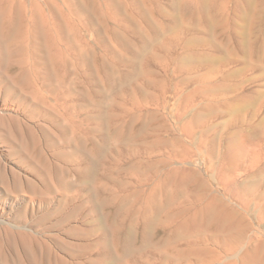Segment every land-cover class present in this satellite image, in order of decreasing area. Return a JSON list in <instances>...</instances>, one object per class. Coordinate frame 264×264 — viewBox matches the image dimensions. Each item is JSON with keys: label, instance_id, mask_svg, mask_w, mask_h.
I'll return each instance as SVG.
<instances>
[{"label": "bare ground", "instance_id": "1", "mask_svg": "<svg viewBox=\"0 0 264 264\" xmlns=\"http://www.w3.org/2000/svg\"><path fill=\"white\" fill-rule=\"evenodd\" d=\"M58 1L59 5L54 0H29V4L26 5L24 0H0V85H4L5 97L14 98L23 111L28 109V118L51 119L62 135L66 147L73 149V152L64 154L65 156L60 155V161L65 167L55 166V172L59 171L63 177L74 175L78 178L79 176L78 180L82 187L85 185L88 188L89 195H94L97 191L99 197L97 203L105 209H111L107 215L106 212L104 214L105 219L112 226L113 242L118 244L119 239H122V253L126 256L136 255L137 257L133 259L134 263L181 264L183 260L192 256L191 260L188 259L184 263L215 264L225 256L239 255L238 260H230L222 264H264V244H250L243 217V214L247 215L251 212L249 197L255 193L253 191L255 188L262 190L261 193H257L256 199L259 203L262 202L258 207L264 215V179H258L264 176V149L261 147L264 144V116L259 119L261 126H257L253 121L264 111V103H260L259 107H254L253 103L242 105L238 111H242L244 116L239 114L236 122L231 125L236 123L245 125L248 128L247 133L242 129L233 130L229 136L222 137L224 141L222 149L217 151L207 127L215 110L226 108L227 103L216 101V105H211L209 101L211 97L218 96V89L223 85H204L203 82L211 80L212 75H200L195 77V80L197 83L203 82L198 88H193L194 91L186 93L183 91L187 86L185 85L187 80L172 84L173 75H169V67L175 62L180 63L177 66V71L180 73L186 64L197 69L206 66L209 68L208 73H214L215 66L227 64L236 51V56L241 62L249 63L250 59H254L262 60L264 63V0H235L233 13L235 19L230 17L231 10L228 8V4L233 0ZM165 5L167 9H164ZM179 17L181 21L178 20ZM162 20L167 23H163ZM246 21L247 25L244 24ZM197 24H204L206 37V39H197V47H203L206 52L205 50L191 52L190 50L195 48L193 43L196 40L191 38V41L184 35L191 29L196 30ZM81 29L89 30L92 34L103 32L125 44H127L128 31L134 35L143 34L142 44L139 45L138 51L133 52L132 66L138 72L135 76L139 79L141 76L142 80L146 81L145 85L154 89V93L149 95L147 92L148 95L140 96L150 101L165 96L168 91L181 95L182 101L179 103L183 111L178 112L177 122L186 121L185 118L188 117V121L181 123L178 128L181 137L184 138L182 139L174 135L170 129L158 134L155 129L149 127L148 121L145 122L146 119L145 121L141 119L136 131L128 130L126 134L119 129L122 114L110 115L108 124L114 133L112 140L124 141L127 154L132 161L128 173L137 182L135 189L132 186L134 191L124 195L112 192L108 193V197H104L106 185L96 188L98 180L93 176L94 152L92 148L86 150V146L88 144L91 146L92 143L91 123L94 120V115L91 114L93 110L87 103L89 94L92 93L90 85L96 70L100 69L106 79L114 80L117 76L120 84V80L123 81L134 71L128 74L120 73L117 65L124 66L123 59L113 60L111 63L107 62L108 57H99L90 43L91 39L88 41L81 37L79 33ZM144 30L149 32L148 39ZM230 39L234 44L233 50L228 47ZM248 44H250L249 48ZM149 45L155 46L158 53L157 51L154 54L147 53L145 50ZM177 49L184 51L183 56L177 52V55L175 54ZM187 50L190 53H187ZM107 53L110 55L111 51ZM150 65H155L157 71L150 70ZM262 68L264 69V66ZM188 70L191 71V67ZM80 77L87 83L83 91L88 99H82L84 104L77 102L81 98L77 96L74 86L75 78ZM120 84L108 85L112 94ZM197 98L202 99L200 103H195ZM206 100L208 103L204 102ZM114 107L115 105L111 108L112 112ZM3 108V111L10 110L8 106ZM189 108L192 110L188 111ZM206 111L208 114L204 116L201 112ZM55 114L60 115L62 122L54 120ZM131 120L136 122L137 118L131 117ZM83 125L87 128H83ZM215 126L217 125L211 127ZM198 128L201 129V135L197 147L204 150L211 171H213L212 164L216 165L217 173L214 176L221 190L218 194L209 195L202 207L189 211L176 207L175 202L187 188L188 171L187 174H181L180 171L179 178L177 171L171 170L162 178L158 175L157 166L161 163L170 164L176 160L186 159L189 151L191 153L192 150L185 145V141L192 144ZM247 141H249L248 145L245 144ZM78 154L83 156V162L87 164L84 167L76 163L75 158ZM110 157L112 162L118 161L114 159L115 157ZM157 157L163 159H155ZM42 159L43 170L35 167H30L29 170L37 175L43 190L50 193L52 191L50 180L55 179L50 175V162L48 163L43 157ZM18 180L19 176L12 174L9 184L7 178L0 174V182L8 191L9 188L13 191L20 189L21 182L19 184ZM57 184L61 189L75 190L76 183L70 184L58 179ZM25 185L26 192L32 195L31 201H34L38 195L44 198V191L38 190L30 181L26 180ZM170 186L172 191L167 189ZM129 215V228L127 230L122 228L124 231L120 230L123 234L119 238V224L126 221ZM139 222L141 230L138 238L136 227ZM161 232L165 235L159 237ZM184 238H186L185 242H183ZM21 239H23L21 251L24 260L19 253H15L13 261L0 256L1 264H77L74 262V254L69 253L71 260H66L46 244V241L27 236ZM137 239L139 243L135 247ZM59 243L55 245L60 246ZM183 243L187 244L189 249H181ZM62 245L66 248L64 243Z\"/></svg>", "mask_w": 264, "mask_h": 264}, {"label": "rangeland", "instance_id": "2", "mask_svg": "<svg viewBox=\"0 0 264 264\" xmlns=\"http://www.w3.org/2000/svg\"><path fill=\"white\" fill-rule=\"evenodd\" d=\"M54 1L59 5L58 0ZM24 2L26 5L29 4V0H24ZM231 2L228 4L229 10H231L229 15L231 18L235 19L233 16L235 15L233 14L235 0ZM164 9H167L166 5L164 6ZM64 11H66L65 7ZM158 19L161 20L160 18ZM178 20L181 21L180 17ZM162 21L163 23H167L165 20ZM182 24H184V22H182ZM244 24L247 25V21L246 23L244 22ZM79 33L84 40L89 41L91 39V41H93H90V43L94 47V51L99 57H108L107 62L110 61L112 63L113 60L123 59L125 65H117L120 73L128 74L129 72L134 71L133 74L124 78L123 81L120 80V84L117 76L114 80L106 79L102 72H100V69L96 70L94 72L95 76L92 80V84L90 85L92 93L89 94L90 98L87 103V105L89 104V107L93 110L91 114L94 115V120L91 123L93 133L90 137L92 143L91 146L90 144L86 146V150L89 151L92 148V151L94 152L93 176H95L96 180H98V183L96 182V188H99L103 184L106 185L107 188L105 189V195H103L104 197H108V193L110 194L112 192L117 195L131 193L134 191L137 183L136 179L131 177L128 173V167L132 161L127 154V147L124 141L115 142L112 140L114 133L108 124L110 115L122 114L120 116V121L122 123L119 122V129H122V131L126 134L128 133V130L136 131L140 126L141 119L144 121L146 119L145 122L148 121L149 127L151 129H155L158 134H163L166 130L170 129L174 135L184 139L181 137V131L178 128L181 123L188 121V117L185 118L186 121H182L181 123L177 122L176 119V117L179 116V113H182L183 111L179 103L182 101V96L175 95L173 92L168 91L165 96H160L155 100L147 101L145 97H141L148 95V93L149 95L154 93V89L151 87L148 88V86L145 85L146 81L142 80L143 78L141 76H139L140 79L136 77L137 75L135 73L138 72H136V68L132 66L133 54L138 51L139 45L142 44L141 37H143V34L139 36L138 34L134 35L132 32L128 31L127 36L129 40L126 38L127 44H125V42L121 43L112 39L103 32L92 34L89 30L81 29ZM144 33L148 39L149 32L144 30ZM184 35L189 37L191 41L192 39L194 41L196 40L195 42L193 41L194 43L192 42L195 48H190L191 52H204L205 49L203 47H197L198 38L199 40L206 39L204 34V24H197L196 30L191 29ZM228 47L230 50H233L234 44L231 39L228 41ZM249 47L250 44H248V48ZM179 49L175 51V54L177 52L180 56H183L184 51ZM109 51H111L110 55L107 53ZM145 51L151 54H154L155 51L158 53V49L151 45H149ZM190 51L187 50L186 52L190 53ZM226 52L229 55L228 50H226ZM247 52L248 50H246V53ZM236 55L237 51L233 54L232 59H230L227 64L215 66L216 68L214 69H216V73H208L209 68L206 66H204L203 69H197L189 65L192 69L189 71L188 64H186L187 66L185 65L184 70H180L182 71L180 73L177 71V66L180 65L178 62H175L169 67V75H173V82L171 81L172 84L182 80H187V83L185 84L187 86H185L183 92H192L196 89V87L198 88V85H200L203 81L199 80L200 82L197 83L195 77L200 75H212L211 80L203 82L204 85H223L221 89H218V96L211 97L209 101L211 105H216V101H225L227 103V109L222 107L215 110V113L212 114V117L209 119V126L207 125V130L212 136L211 140L217 151L222 149L224 142L222 137L229 136L233 130L238 131L242 129L244 133H247L248 128L245 125H239L240 123H236L235 125L237 126L231 125V123L236 122L239 114L244 116L242 111H238L242 105L253 103L254 107H259L260 103H264L263 61H255L254 59L249 58V64L239 61L240 59ZM205 67L207 69H205ZM149 68L150 70L157 71L155 65H150ZM127 79L129 81L126 82ZM74 82L76 83L74 84L76 94L79 98H81L80 101L77 102L84 104L82 99H88L87 95L83 91L87 83L81 77L75 78ZM116 83L120 84L118 87L121 91L119 88H115L114 93L112 94L108 85L111 84L112 86H115ZM3 88L4 85H0V174L7 178L9 184H11L12 174H16L19 176L18 183L20 184L21 182V184L19 185L20 189L18 191H13L11 188H9L8 191V189L0 182V256L3 258L5 257L6 259H12L13 261L15 253H19L21 258L24 260V255L21 251L23 239L21 238L23 236H27L29 238L46 241V244L52 247L54 251L59 254V256L65 258L66 260H71L69 253L74 254V262L77 264H142L141 262H133V259L137 257L136 255L126 256L122 253V239H119L118 244L113 242L112 226L105 219L107 213L111 212V209H105L97 203V200L99 199V197H97V191L94 192V195H89L88 188L85 185L82 187V184L78 180L79 176L78 178L74 175L63 177L59 171L55 172V166L65 167V164L60 161V155H67L69 152H73L72 148L66 147L65 141L62 139V135L55 127V123L49 118L47 120H43L42 118H28V109L23 111L18 107L14 98L5 97ZM139 89L140 92H138ZM252 95H258L259 97L255 98V96L252 97ZM201 100L202 99L197 98L195 103H200ZM134 102L136 103L133 104ZM204 102L208 103L207 100ZM195 103L194 105H198ZM5 105L8 106L10 109L9 111H3V107H6ZM113 105H115V107L112 112L111 108ZM109 110L112 113H110ZM191 110V108L188 109V111ZM197 111H199V109H197ZM201 113L205 116L208 114V111ZM108 115L109 117H107ZM262 116H264V111H262L258 119L257 117L254 118L253 121L257 126H261L259 124V119H261ZM131 117H135V119L137 118L136 122H133L134 120L132 121ZM129 119L131 121H128ZM54 120L61 121L60 115L55 114ZM95 120L97 122H94ZM212 125L217 126L211 127ZM83 128H87V126L83 125ZM195 134L196 138L194 136L195 140L192 144H188V141H185V145L189 147V150H192L191 153L189 151L186 159H183L182 161L176 160L170 164L161 163L157 166L158 175L160 177L162 176V178H164L166 173L171 170L177 171L179 178L181 177L179 175L182 173L187 174L188 171L187 176L189 175L190 177L188 176L187 188L183 191L184 194H181L175 202L176 207L189 211L202 207V205L206 203L209 195L218 194L221 190L218 188L216 177L214 176V174L217 173L216 165L212 164L213 171H211L210 162H208L209 159L205 155L204 150L197 147L199 135H201V129L198 128ZM81 135L82 137L84 136L83 132ZM148 141H150V139ZM248 143L249 141L245 142L246 145H248ZM94 146H96V148ZM261 147L264 149V144H262ZM256 149H258V147H256ZM81 156V154H78L77 157L75 156V160L79 166L84 167L86 163L84 164L83 156ZM110 156L113 158L115 157L114 159L118 160L119 163H117L118 161H115L116 163L112 162L113 160L110 159ZM118 156L120 157L118 158ZM42 157L48 163L50 162V175L55 179L54 181L50 180V186L52 188L50 193L43 190L44 188L40 184L37 175L31 173L29 170L30 167L43 170L44 161ZM56 157H58L57 160ZM155 159H163V157H157ZM101 161H103V163ZM180 171L181 174H179ZM58 179L66 181L70 184L75 182V190L59 188L57 184ZM258 179H264V176H260ZM26 180L30 181L38 190L44 191L45 194L43 199V196L38 195L34 201H31L30 198L32 195L26 192ZM145 189H147V187ZM167 189L168 191L170 189V191H172V186L167 187ZM255 189L253 190L255 193L249 197L251 212L247 215L243 214L245 219L244 221L247 226V235L249 236V242L251 245L264 244V215H262L258 207L262 204V202L260 201L259 203L256 199L257 193H261L262 190ZM105 212L106 215L104 214ZM133 217L134 216H132V218ZM129 220L130 215L126 218V221L119 224V238H121L123 234L120 230H127L129 228ZM136 230L137 237L139 238L141 230L140 222L138 223ZM162 234L165 235L164 232H161L159 237L163 236ZM138 240L139 239L136 240L135 247L138 246ZM185 241L186 238L183 239V242ZM56 243H59L61 248H59L60 246L55 245ZM61 243H64L66 248ZM180 248L189 249L188 245H185V243H183ZM238 258L239 255L232 257L225 256L215 264H222L230 260H238ZM188 259L191 260L192 256H189ZM188 259L183 260L181 264H185Z\"/></svg>", "mask_w": 264, "mask_h": 264}]
</instances>
